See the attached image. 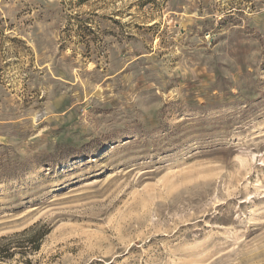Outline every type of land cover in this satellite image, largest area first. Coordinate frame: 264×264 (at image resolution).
I'll list each match as a JSON object with an SVG mask.
<instances>
[{"label": "rangeland", "instance_id": "1", "mask_svg": "<svg viewBox=\"0 0 264 264\" xmlns=\"http://www.w3.org/2000/svg\"><path fill=\"white\" fill-rule=\"evenodd\" d=\"M34 224L0 264H264V0H0V237Z\"/></svg>", "mask_w": 264, "mask_h": 264}, {"label": "trees", "instance_id": "2", "mask_svg": "<svg viewBox=\"0 0 264 264\" xmlns=\"http://www.w3.org/2000/svg\"><path fill=\"white\" fill-rule=\"evenodd\" d=\"M38 226V224H34L33 226L23 230L21 233L6 237H0V261L5 259V255H7L8 253H10L9 256H12L15 249H22L26 247V244L28 247H31L29 249L37 251L40 248L42 239L47 234V230H44L42 227L38 228ZM25 236H27L28 238L17 240L18 238ZM15 239L16 241H14ZM19 253L24 254V252Z\"/></svg>", "mask_w": 264, "mask_h": 264}]
</instances>
